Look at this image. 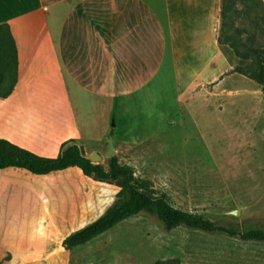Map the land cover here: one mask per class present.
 <instances>
[{
  "label": "crops",
  "instance_id": "0c3cea01",
  "mask_svg": "<svg viewBox=\"0 0 264 264\" xmlns=\"http://www.w3.org/2000/svg\"><path fill=\"white\" fill-rule=\"evenodd\" d=\"M220 6L221 0H0V23L9 25L17 48V82L0 97V137L47 158L75 139L87 155L83 142L91 130L83 106L96 97L108 111L114 99L121 114H137L167 83L175 87L173 106L161 110L168 125L181 104L188 115L192 106L223 111L222 86L241 74L230 72L217 44ZM251 107L243 99L232 111L245 136ZM130 121L129 131L143 129L136 116ZM106 133L103 123L102 138ZM134 136L121 132L115 153L141 148L146 140ZM103 185L110 184L77 167L44 175L1 168L0 264L14 259L31 231L65 232L64 239L98 217L111 203L92 216Z\"/></svg>",
  "mask_w": 264,
  "mask_h": 264
},
{
  "label": "rangeland",
  "instance_id": "374dc122",
  "mask_svg": "<svg viewBox=\"0 0 264 264\" xmlns=\"http://www.w3.org/2000/svg\"><path fill=\"white\" fill-rule=\"evenodd\" d=\"M235 6L241 8L239 4ZM262 16L260 23L264 24V10ZM226 33L236 44L234 48L220 46L231 69L250 70L254 55L242 42L256 45L264 41V35L255 32L252 20L242 13L231 16ZM243 76L226 78L222 87L228 92L221 90V98L227 103L223 111L192 106L188 115L181 104L177 118L169 125L161 121V110L174 104L175 87L171 83L159 87L156 96L143 100L137 114H121L114 99L107 111L93 97L92 107L82 108L87 109L91 130V136L83 142L87 154L99 152L100 163L106 165L108 132L114 120V144L121 132L146 140L139 149L115 155L129 161L136 176L150 180L157 195L165 192L175 207L201 212L239 231L264 230V83L257 84ZM243 99L252 106V113H248L252 130L248 128V136L244 130H237L240 118L232 112ZM134 116L138 123L142 122L141 131H129ZM103 123L107 133L102 138ZM145 133L154 134L145 137ZM109 184L96 191L95 198L101 206L95 205L93 217L118 190L114 183ZM64 236L65 232L31 231L26 243L14 250V259L6 264H264V241L183 226L167 231L156 217L145 212L72 250L62 246Z\"/></svg>",
  "mask_w": 264,
  "mask_h": 264
},
{
  "label": "trees",
  "instance_id": "16d2710c",
  "mask_svg": "<svg viewBox=\"0 0 264 264\" xmlns=\"http://www.w3.org/2000/svg\"><path fill=\"white\" fill-rule=\"evenodd\" d=\"M236 4H239L241 8L237 9ZM263 10V0H221L217 33L219 48L223 45L236 47L232 36L226 33L231 16L236 13H242L246 19L252 20L255 32L258 30L264 35V24L260 23L263 19ZM242 43L254 55L252 67L248 71L232 68L230 72L245 75L257 84H263L264 41L251 46L244 41ZM16 82V44L9 25L0 23V97L9 95ZM6 167L22 168L39 175L68 167H77L84 175L94 180L114 183L118 187L111 203L98 217L70 232L62 240V246L66 250H72L93 240L118 223L141 212L156 217L167 231L183 226L206 232H225L245 240L264 241L263 229L250 228L239 231L230 226L218 224L201 212L175 207L165 192L157 195L150 180L136 176L134 168L128 164L119 163L116 155L106 158L105 166L100 162H92L87 158L82 145L75 139L63 141L58 155L54 158H47L38 156L0 137V169Z\"/></svg>",
  "mask_w": 264,
  "mask_h": 264
},
{
  "label": "water",
  "instance_id": "95a60500",
  "mask_svg": "<svg viewBox=\"0 0 264 264\" xmlns=\"http://www.w3.org/2000/svg\"><path fill=\"white\" fill-rule=\"evenodd\" d=\"M115 126L114 120L111 121L110 129L108 132V141H107V149L105 151L106 158H109L113 155H115V146H114V139H113V128ZM88 159H90L92 162H100L101 155L99 152L94 151L86 155Z\"/></svg>",
  "mask_w": 264,
  "mask_h": 264
}]
</instances>
